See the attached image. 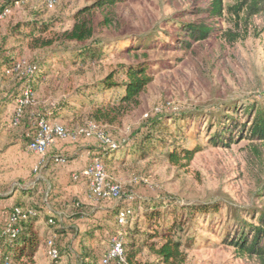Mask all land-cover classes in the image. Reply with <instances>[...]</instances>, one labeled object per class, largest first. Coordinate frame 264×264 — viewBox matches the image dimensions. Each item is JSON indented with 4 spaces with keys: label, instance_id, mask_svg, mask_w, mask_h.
Instances as JSON below:
<instances>
[{
    "label": "rangeland",
    "instance_id": "1",
    "mask_svg": "<svg viewBox=\"0 0 264 264\" xmlns=\"http://www.w3.org/2000/svg\"><path fill=\"white\" fill-rule=\"evenodd\" d=\"M48 1L22 0L14 5L1 19V32L14 22L33 20L47 28L37 35L40 41L54 37L69 29L74 22L73 14L93 0H53L52 8H48ZM237 1L223 0L222 30L217 38L196 40L184 49L176 47L180 38L178 22L185 18V9L191 0H125L117 5V13L125 20V26L120 30L104 26L96 29V36L111 40V45L105 48L106 56L60 71L55 67L34 90L35 107L58 104L69 95L86 102L88 91L81 92L78 89L81 86L99 82L118 64L147 62L152 82L139 95L138 104L112 121L96 123L86 108L79 114L66 108L63 118L54 120L70 130L95 124L98 131L122 147L105 165L106 182L121 188V197L114 203L120 204L119 210L129 208L131 216H138L139 242L147 231L145 210L154 209L156 204L164 207L169 202L178 212H186L190 204L220 202L223 206L227 203L247 218L244 209L264 206V147L257 156L249 150L246 138L230 147L213 146L207 141L208 124L217 115L230 112L232 106L264 101V15L244 21L243 11L239 17L232 12ZM95 18L97 22L100 20L99 11ZM40 41L29 40L16 46L21 55L37 64L50 50L61 46L55 41L51 47H40L37 46ZM100 96L96 94V98ZM107 96L112 102L117 91H108ZM156 116H161L166 129L175 134V144L200 148L188 165L169 163L163 146L144 157L137 151L146 133L151 134L153 143L163 136L164 128L150 125V119ZM226 214L227 208L223 207L215 216H202L195 223L186 221L184 233L189 232L194 243L185 250L184 264H246V260L237 258L232 248L222 242L221 224ZM114 217L113 233L121 231L117 214ZM172 217L173 214H168L166 222ZM48 237L44 238L40 251L42 261L77 264L75 254L79 246L73 233L68 237H53L62 252L56 261L46 254ZM134 250V259L140 263L159 264L145 246L138 245ZM131 251L133 248H125L126 259Z\"/></svg>",
    "mask_w": 264,
    "mask_h": 264
},
{
    "label": "trees",
    "instance_id": "2",
    "mask_svg": "<svg viewBox=\"0 0 264 264\" xmlns=\"http://www.w3.org/2000/svg\"><path fill=\"white\" fill-rule=\"evenodd\" d=\"M16 1L0 0V11L5 7L12 8ZM124 1L93 0L73 14L74 22L69 29L41 41L37 35L44 33L47 29L46 26H42L33 20L10 24L6 27L7 30L1 34L0 66L7 65L8 68H13L16 65L18 61L16 57L19 55L17 54L19 52H15L18 48L16 45L35 40L41 42L37 46L51 47L55 41H58L61 45L59 49L50 50L44 60L38 61L37 64L33 60H27L29 64L35 66L32 75L22 74L23 69L10 73L19 78L23 83V88L29 85L34 92L38 84L42 82V78L55 67L60 71L62 68L86 65L101 59L106 56L105 48L111 45V40L96 36V29L98 26L113 27L115 30L122 29L126 22L117 13V5ZM222 10L223 0H191L185 9V18L178 22L180 38L176 42V47L187 49L193 41L217 38L222 30ZM96 11H99L101 15L98 22L95 18ZM241 11L244 12V21L250 17L262 16L264 15V0H238L233 6L232 12L239 17ZM229 37L232 38L230 34ZM69 43L73 45H69ZM11 44L15 45L10 46ZM5 53L8 54L3 55ZM148 67L146 61L118 64L99 82L78 88L81 92L88 91L86 102L70 95L58 104L35 107L30 102L22 107V112L15 126L23 125L34 134L40 119L53 122L55 118H63V111L66 108L76 114L86 108L91 119L96 123L112 121L130 106L138 104L139 95L146 90L153 80ZM113 90L117 91V96L111 102L107 93ZM98 93L101 94L100 98H96ZM73 103L78 108H74ZM241 116H243V120H240ZM162 119L161 116L152 117L150 125L153 128H164L165 132L161 133L163 136L159 138L157 143H153L150 140L151 134L146 133L139 141L137 151L144 157L151 150L163 146L166 149L164 154L169 163L188 165L200 148L196 146L181 147L175 144V134L166 129ZM207 131L210 132L207 141L213 146L230 147L232 143L246 138L249 141V150L259 156L261 147H264V101H253L240 107L232 106L230 112H222L216 116L213 122H209ZM33 134L30 136V140ZM121 149L120 145L115 149L101 145L102 152L96 156L106 165L116 157ZM36 192L38 190L34 188L27 194L37 197L39 203L31 204L30 207H26L22 203L17 204L10 210L8 219L4 223H0L2 257L7 259L9 264H40L36 255L39 248L44 244L47 231L41 232L39 226H36V221L39 219L48 221L55 233L61 235L65 232L55 220L52 219L53 222H49L51 218L44 211V194L43 192ZM158 205L160 204H156V207L150 211L145 210L147 231L144 236L142 235L141 242L138 240V216L134 217L129 214L127 223L121 226L124 253L125 248H133V251L127 255L129 264H142L134 259L136 253L134 248L138 245L145 246L156 263L184 264L186 260L185 250L194 243L189 232H187L188 234L184 233L183 227L186 221L195 223L202 216L211 214L215 216L223 207L227 208V214L221 224L222 242L232 248V252L237 258L246 260V264H264V206L244 209L248 215L247 218L227 203H224L223 206L220 202L190 204L186 212H178L175 207H171L169 202L164 207ZM120 207V204L114 206L112 209L113 216L118 214ZM15 208L19 209L18 213H15ZM129 210L132 212V209ZM13 214L16 215H14V220H11ZM168 214H173V217L166 222ZM73 216H80V213H75ZM133 220L135 221L133 222ZM221 221L219 220V222ZM14 229L16 231H13ZM113 231L114 229L111 234ZM185 235L187 236L184 238ZM88 236L89 234H85L83 238ZM61 254L62 252L59 250L58 259ZM98 259L100 258L92 249L87 245H81V253L78 255L79 264H97Z\"/></svg>",
    "mask_w": 264,
    "mask_h": 264
},
{
    "label": "crops",
    "instance_id": "3",
    "mask_svg": "<svg viewBox=\"0 0 264 264\" xmlns=\"http://www.w3.org/2000/svg\"><path fill=\"white\" fill-rule=\"evenodd\" d=\"M6 30L4 27L1 32L0 28V39ZM16 51L19 52L18 49ZM17 54L16 59L27 61L23 55ZM7 69V65L0 66V223L8 219L10 210L17 204L30 207L39 203L37 197L27 194L35 188L38 190L36 193L44 194V211L65 232L61 235L55 233L43 219L36 221L40 231H47L46 237H68L73 233L79 246L75 254L77 264L82 244L97 255L101 252L102 256L116 226L112 215L116 201L91 199L88 196V178L83 173L92 159L102 152L101 145L94 137H68L57 139L44 154L31 151L28 143L33 133L23 125L12 124L23 83L16 75L6 73ZM75 213H80V216L74 217ZM85 234L89 236L83 238ZM41 249L37 251V260L40 264H47L39 256ZM99 260L97 264H100Z\"/></svg>",
    "mask_w": 264,
    "mask_h": 264
},
{
    "label": "built area",
    "instance_id": "4",
    "mask_svg": "<svg viewBox=\"0 0 264 264\" xmlns=\"http://www.w3.org/2000/svg\"><path fill=\"white\" fill-rule=\"evenodd\" d=\"M22 0H17L15 5H18ZM54 5L53 0L48 1V8H52ZM11 12L10 7H5L0 11V18L8 15ZM22 70V74L32 75L35 71V66L29 64L24 58H20L13 68L6 70V73L10 74L13 71ZM34 92L32 88L27 85L23 88L22 94L18 99V104L15 109V114L12 119V124L16 125L19 116L22 112V107L33 100ZM79 136L90 138L95 137L102 145L110 149H115L119 146L111 137L107 136L101 131L96 129L95 124H88L85 127H79L74 130H70L59 122H47L40 119L37 123V130L33 134L31 140L28 143V147L31 151L38 154H44L47 148L54 143L57 139L73 138L76 139ZM84 175L88 178V196L96 201L114 200L117 201L121 197V188L117 184H109L106 182L107 171L105 164L95 156L90 164L84 170ZM19 209L15 208V213H18ZM131 214L129 209H121L117 214V223L119 226H123L128 221V216ZM16 214L11 216V220H14ZM49 222H53L49 219ZM13 231H16L15 229ZM54 236H50L46 241V254L50 260H57L59 257V249L56 245ZM0 264H9V261L2 257V248L0 245ZM100 264H129L125 257L123 238L121 231L115 232L109 237V246L105 253L100 258Z\"/></svg>",
    "mask_w": 264,
    "mask_h": 264
}]
</instances>
